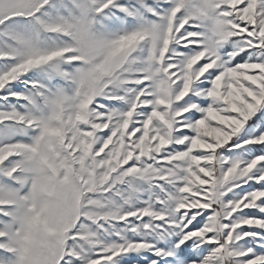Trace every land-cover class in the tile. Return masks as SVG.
<instances>
[{
  "label": "snow or ice",
  "instance_id": "obj_1",
  "mask_svg": "<svg viewBox=\"0 0 264 264\" xmlns=\"http://www.w3.org/2000/svg\"><path fill=\"white\" fill-rule=\"evenodd\" d=\"M0 264H264V0H0Z\"/></svg>",
  "mask_w": 264,
  "mask_h": 264
}]
</instances>
